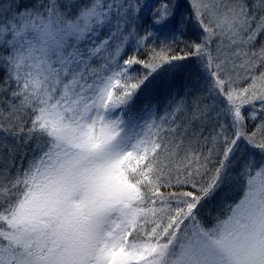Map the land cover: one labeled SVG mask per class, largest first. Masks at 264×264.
Instances as JSON below:
<instances>
[{
	"label": "snow or ice",
	"instance_id": "1",
	"mask_svg": "<svg viewBox=\"0 0 264 264\" xmlns=\"http://www.w3.org/2000/svg\"><path fill=\"white\" fill-rule=\"evenodd\" d=\"M0 264H264V0H0Z\"/></svg>",
	"mask_w": 264,
	"mask_h": 264
},
{
	"label": "trees",
	"instance_id": "2",
	"mask_svg": "<svg viewBox=\"0 0 264 264\" xmlns=\"http://www.w3.org/2000/svg\"><path fill=\"white\" fill-rule=\"evenodd\" d=\"M165 87L166 85L162 81L157 80L149 89L140 92L134 103L139 102L140 107L144 105L145 107L148 105H158L163 108L166 99ZM232 194L234 195V193ZM218 201L219 197L217 198V202Z\"/></svg>",
	"mask_w": 264,
	"mask_h": 264
},
{
	"label": "rangeland",
	"instance_id": "3",
	"mask_svg": "<svg viewBox=\"0 0 264 264\" xmlns=\"http://www.w3.org/2000/svg\"><path fill=\"white\" fill-rule=\"evenodd\" d=\"M140 103H134V111H136L137 113L141 112V110H143L145 108V105L143 107H140L139 105Z\"/></svg>",
	"mask_w": 264,
	"mask_h": 264
}]
</instances>
